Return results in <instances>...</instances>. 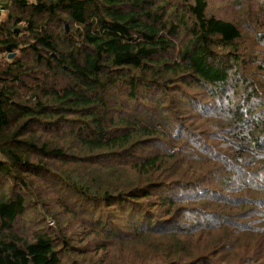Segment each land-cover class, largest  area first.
Segmentation results:
<instances>
[{
    "label": "trees",
    "instance_id": "16d2710c",
    "mask_svg": "<svg viewBox=\"0 0 264 264\" xmlns=\"http://www.w3.org/2000/svg\"><path fill=\"white\" fill-rule=\"evenodd\" d=\"M0 264H264V0H1Z\"/></svg>",
    "mask_w": 264,
    "mask_h": 264
},
{
    "label": "rangeland",
    "instance_id": "374dc122",
    "mask_svg": "<svg viewBox=\"0 0 264 264\" xmlns=\"http://www.w3.org/2000/svg\"><path fill=\"white\" fill-rule=\"evenodd\" d=\"M6 15V13H5ZM223 17L227 18L228 20H232V21H235L237 23L239 22H242V16L239 14V13H233V14H228V15H225V14H221ZM14 57V56H13ZM12 57V58H13ZM11 58V59H12Z\"/></svg>",
    "mask_w": 264,
    "mask_h": 264
},
{
    "label": "water",
    "instance_id": "95a60500",
    "mask_svg": "<svg viewBox=\"0 0 264 264\" xmlns=\"http://www.w3.org/2000/svg\"><path fill=\"white\" fill-rule=\"evenodd\" d=\"M66 27H67V30H68V25H66ZM14 55H15V54H11V55H9V59H11Z\"/></svg>",
    "mask_w": 264,
    "mask_h": 264
},
{
    "label": "crops",
    "instance_id": "0c3cea01",
    "mask_svg": "<svg viewBox=\"0 0 264 264\" xmlns=\"http://www.w3.org/2000/svg\"><path fill=\"white\" fill-rule=\"evenodd\" d=\"M0 1H1V0H0ZM2 14H3V16H5V13H4V12H3ZM3 16H2V17H3Z\"/></svg>",
    "mask_w": 264,
    "mask_h": 264
},
{
    "label": "built area",
    "instance_id": "2783aa9c",
    "mask_svg": "<svg viewBox=\"0 0 264 264\" xmlns=\"http://www.w3.org/2000/svg\"><path fill=\"white\" fill-rule=\"evenodd\" d=\"M50 225H52V223Z\"/></svg>",
    "mask_w": 264,
    "mask_h": 264
}]
</instances>
